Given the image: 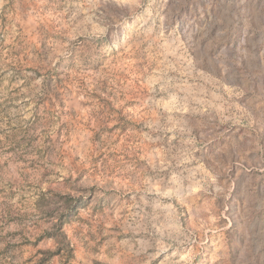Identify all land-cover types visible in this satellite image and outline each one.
<instances>
[{
  "label": "rangeland",
  "instance_id": "1",
  "mask_svg": "<svg viewBox=\"0 0 264 264\" xmlns=\"http://www.w3.org/2000/svg\"><path fill=\"white\" fill-rule=\"evenodd\" d=\"M0 264H264V0H0Z\"/></svg>",
  "mask_w": 264,
  "mask_h": 264
},
{
  "label": "trees",
  "instance_id": "2",
  "mask_svg": "<svg viewBox=\"0 0 264 264\" xmlns=\"http://www.w3.org/2000/svg\"><path fill=\"white\" fill-rule=\"evenodd\" d=\"M63 227L62 226H59L58 227V232H51L50 235L51 236H55L56 234L55 233H60V235L63 237V238H66V234L64 232L61 231ZM71 250V249H70ZM48 253V252H47ZM51 255L55 254V253H58V252H50Z\"/></svg>",
  "mask_w": 264,
  "mask_h": 264
}]
</instances>
